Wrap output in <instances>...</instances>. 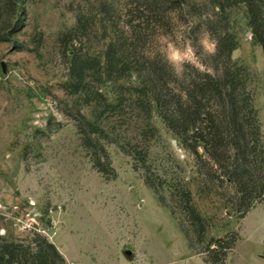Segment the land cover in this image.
Masks as SVG:
<instances>
[{
    "label": "rangeland",
    "instance_id": "obj_1",
    "mask_svg": "<svg viewBox=\"0 0 264 264\" xmlns=\"http://www.w3.org/2000/svg\"><path fill=\"white\" fill-rule=\"evenodd\" d=\"M102 1L121 0H0V239L33 248L39 235L65 264H208L204 248L236 233L226 264H264V200L241 219L218 195L216 182L205 184L200 164L153 103L145 117L138 105L145 99L134 92L141 87L138 75L97 85L112 104L97 111L67 88L68 53L101 54L108 42ZM190 7L173 15L167 34L151 32L148 47L178 72L186 63L203 68L193 41L206 54L215 50ZM79 14L87 30L79 28ZM228 14L236 38L232 61L246 70L264 146V53L245 9ZM82 117L97 121L93 138L108 152L114 177L93 167L78 129ZM145 176L168 200L182 182L192 192L208 222L203 244L190 245L180 227L183 216L171 214Z\"/></svg>",
    "mask_w": 264,
    "mask_h": 264
},
{
    "label": "trees",
    "instance_id": "obj_2",
    "mask_svg": "<svg viewBox=\"0 0 264 264\" xmlns=\"http://www.w3.org/2000/svg\"><path fill=\"white\" fill-rule=\"evenodd\" d=\"M98 5L109 24L108 42L101 54L75 48L68 53L67 88L73 95L84 97L87 104L94 103L97 111L102 105L112 107L97 85L138 75L141 87L134 92L145 99V103H138L145 117L150 118L153 103L181 146L200 164L198 173L203 182H216L222 191L218 195L241 219L245 218L264 200V146L246 70L232 61L236 38L230 31L228 11L245 9L252 38L264 53V0H194L191 7L186 0H121L116 5L102 1ZM189 7V14L209 35L215 50L206 54L198 41H193L203 68L186 63L178 72L148 47L151 32L157 29L167 34L174 23L173 15L183 16ZM77 23L87 30L82 14ZM81 119L78 129L93 167L104 176L114 177L108 152L98 138H93L98 135L97 121ZM145 183L173 216H183L180 227L190 245L203 244L208 222L183 182L170 190V200L147 176ZM238 240L234 233L212 241L202 251L206 263L226 264ZM32 244L33 248L0 239V264H65L45 238L35 235Z\"/></svg>",
    "mask_w": 264,
    "mask_h": 264
}]
</instances>
